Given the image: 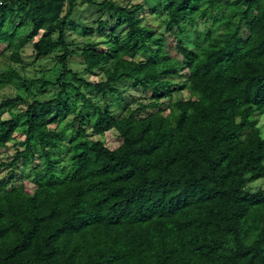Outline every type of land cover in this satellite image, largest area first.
<instances>
[{
	"label": "trees",
	"instance_id": "1",
	"mask_svg": "<svg viewBox=\"0 0 264 264\" xmlns=\"http://www.w3.org/2000/svg\"><path fill=\"white\" fill-rule=\"evenodd\" d=\"M73 2L0 0V44L10 46L17 21L42 31L32 43L36 56L62 51L56 57L60 75L39 87L57 90L43 102L32 100L23 114L26 135L37 136L36 156L43 159L32 170L33 191L0 185V264H264V190L246 189L264 177V141L256 127L264 114V0H234L226 5L228 14L212 17L220 0H164L157 16L175 36L193 25L194 15L211 20L193 50L176 43L179 61L163 54L161 40L135 17L147 0L130 7L103 1L99 7L112 12L109 32L125 25L128 44L121 52L111 42L105 52L84 46V71L105 74L98 83L77 79L65 67L72 52L63 27ZM140 50L150 56L133 60ZM10 60L18 63V54ZM181 67L192 97L173 101L164 115L140 117L163 105L172 85L166 78L178 77ZM14 79L15 71L0 72V89ZM123 80L149 97L118 116L91 103L78 87L114 97L112 85ZM68 90L90 105L77 114L79 123L89 120L93 135L114 130L120 143L111 150L97 142L75 144L70 168L57 182L49 160L57 139L46 126L69 113ZM18 100L1 101L0 111L9 112ZM17 116L0 119V148L17 128ZM26 151L28 143L8 165Z\"/></svg>",
	"mask_w": 264,
	"mask_h": 264
},
{
	"label": "rangeland",
	"instance_id": "2",
	"mask_svg": "<svg viewBox=\"0 0 264 264\" xmlns=\"http://www.w3.org/2000/svg\"><path fill=\"white\" fill-rule=\"evenodd\" d=\"M73 7L66 21L64 22V43L68 51L72 54L68 57L65 67L71 73L76 75L77 79H81L87 83H98L105 79V74L101 70H94L91 74L84 71V64L80 56L81 50L85 45L94 47L98 52H105L107 43H116L118 52L128 44V28L125 25L113 29V33L109 32V27L113 25L112 12L107 8H100L99 4L103 1H109L114 5L130 7L132 5H142L143 0H90L91 3H86L80 0H73ZM164 0H147V4H143L142 10L135 13L141 26H145L154 32V37L161 40L160 48L168 58L180 60L176 50V43H181L184 47L193 50L195 43L200 41L205 32L210 29V18H199L194 15V23L191 26H186V30L179 35L166 29L161 17L157 16L161 3ZM234 2V0H220V8L210 11V17L216 15L221 16L229 13L226 5ZM65 8L61 10L60 17L65 13ZM244 21L240 26V38H245L248 32V22ZM220 31V28L215 29L214 33ZM13 40L10 46L6 43L0 44V72H5L8 69L15 71L19 79H14L12 82L0 89V102L5 100L19 99L12 104L9 112L7 110L0 111V119H8L11 114L18 115L16 117L17 128L13 132L11 138L3 148H0V185L4 186L5 190L13 187L22 186L26 194H31L33 191L32 170L39 167L43 159L37 157L39 152L37 136L32 134L26 135V126L23 124L24 111L27 105L32 100L43 102L51 98L56 87L42 88L39 87L42 82H53L61 73V68L56 62V57L62 54L60 49H56L46 56H36L32 50V43L36 41L42 34V31L32 30L30 23L20 25L15 21L13 25ZM52 39H56L57 34H51ZM116 38V41H115ZM18 54L19 62L10 60L12 53ZM150 56L149 52L140 50L132 59L135 61H143ZM109 65V64H107ZM106 65V66H107ZM184 69L181 67L178 70V75L181 77H167L172 83L170 87L169 97L165 96L161 102L162 106L158 108L145 110L140 114L144 117L147 114L155 111H161L164 115L168 112V105L175 100H186L191 96L190 84L184 77ZM156 79H161L157 76ZM24 80L27 85L21 82ZM65 81L71 82V76H66ZM180 89L176 86L182 84ZM117 90V95L114 97L106 94H100L90 89L82 88L80 93L87 98L91 103L98 105L100 108L108 106L112 115L118 116L125 110L134 109L139 104H145L148 101L149 93H142L138 88L133 86L131 81L123 80L112 85ZM165 90H163L164 92ZM64 103L69 106V113L59 122L52 123L46 126L47 130L57 139L56 147L49 154V160L52 163V170L55 174V181L60 182L70 168L69 157L75 144L99 143L103 147L111 150L116 148L120 139L114 130H109L102 135H93L90 129V121L83 122V125L76 119L78 113L85 114L89 111L90 105L75 94L74 91L68 90V96ZM256 127L259 130L260 136L264 141V114L257 117ZM81 132L77 134V130ZM26 137L28 141H26ZM28 143L29 151L23 155H18L14 161V166L8 164L14 158L16 153L22 152ZM246 189L255 191L258 189L264 190V177L255 180L246 185ZM209 244L215 252H218L216 239L211 238Z\"/></svg>",
	"mask_w": 264,
	"mask_h": 264
}]
</instances>
